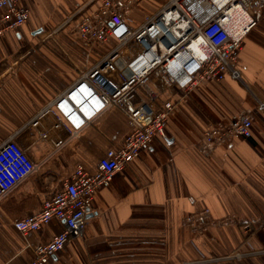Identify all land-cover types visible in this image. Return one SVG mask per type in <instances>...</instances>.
Wrapping results in <instances>:
<instances>
[{
  "label": "crops",
  "instance_id": "crops-1",
  "mask_svg": "<svg viewBox=\"0 0 264 264\" xmlns=\"http://www.w3.org/2000/svg\"><path fill=\"white\" fill-rule=\"evenodd\" d=\"M84 1L20 0L27 22L0 35V142L104 52L95 45L89 61L92 49L78 39L75 20L66 21ZM163 2L139 0L123 16L137 26ZM235 65L241 81L227 75L175 100L166 137L154 138L97 189L83 235L69 238L47 264H264V21L244 36ZM241 113L253 118L252 136L204 155L200 132ZM130 129L128 118L109 108L56 152L26 131L17 135L40 168L0 200V264H27L62 228L51 220L24 237L12 222L38 211L75 166L94 171ZM204 210L208 227L200 232L185 218Z\"/></svg>",
  "mask_w": 264,
  "mask_h": 264
},
{
  "label": "built area",
  "instance_id": "built-area-1",
  "mask_svg": "<svg viewBox=\"0 0 264 264\" xmlns=\"http://www.w3.org/2000/svg\"><path fill=\"white\" fill-rule=\"evenodd\" d=\"M138 1L85 0L73 11L66 21L75 20L78 39L91 49L101 45L104 52L0 142L1 200L40 168L29 149L16 140L23 131L47 143L52 153L109 108L120 110L131 123L122 146L107 149L94 171L75 166L62 189L46 198L38 211L12 222L24 237L51 220L62 225L34 248L27 264H47L69 238L83 235L97 189L107 186L154 138L166 137L177 98L184 100L196 87L221 82L227 75L241 81L235 65L238 52L244 36L257 23L258 7L264 5L263 0H226L222 6L213 0H164L132 26L123 13ZM91 5L96 8L90 9ZM28 18L29 11L20 0H0V35L18 31ZM252 127L249 114L211 124L200 132L201 151L207 155L233 138L248 139ZM185 219L200 232L208 227L207 210Z\"/></svg>",
  "mask_w": 264,
  "mask_h": 264
},
{
  "label": "rangeland",
  "instance_id": "rangeland-1",
  "mask_svg": "<svg viewBox=\"0 0 264 264\" xmlns=\"http://www.w3.org/2000/svg\"><path fill=\"white\" fill-rule=\"evenodd\" d=\"M257 10H259V12H260L259 17L257 18V22H259V21H264V5L261 4V5L258 7ZM41 36H42V35H40L39 37L42 39ZM39 37H38L37 39H40ZM50 40H51V39H50ZM89 53H90V55H89L90 60H89V61H92V60L94 59V56H96L97 51H96V49H92V50L89 51ZM84 55L86 56V54H84ZM241 114H246V113H241Z\"/></svg>",
  "mask_w": 264,
  "mask_h": 264
},
{
  "label": "bare ground",
  "instance_id": "bare-ground-1",
  "mask_svg": "<svg viewBox=\"0 0 264 264\" xmlns=\"http://www.w3.org/2000/svg\"><path fill=\"white\" fill-rule=\"evenodd\" d=\"M218 6H222L226 0H213ZM264 1V0H263ZM232 24V23H231Z\"/></svg>",
  "mask_w": 264,
  "mask_h": 264
},
{
  "label": "water",
  "instance_id": "water-1",
  "mask_svg": "<svg viewBox=\"0 0 264 264\" xmlns=\"http://www.w3.org/2000/svg\"><path fill=\"white\" fill-rule=\"evenodd\" d=\"M40 31H41V29H40V30H38V32H40ZM38 32H37V33H38ZM89 215H90V214H89ZM89 215H88V216H89ZM88 216H87V217H88Z\"/></svg>",
  "mask_w": 264,
  "mask_h": 264
}]
</instances>
